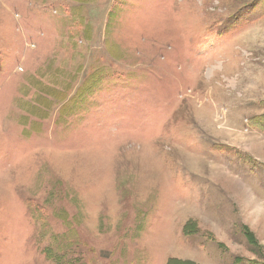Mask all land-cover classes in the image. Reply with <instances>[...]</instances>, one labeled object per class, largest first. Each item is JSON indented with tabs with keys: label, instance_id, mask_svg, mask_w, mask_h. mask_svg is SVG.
Segmentation results:
<instances>
[{
	"label": "rangeland",
	"instance_id": "obj_1",
	"mask_svg": "<svg viewBox=\"0 0 264 264\" xmlns=\"http://www.w3.org/2000/svg\"><path fill=\"white\" fill-rule=\"evenodd\" d=\"M264 264V0H0V264Z\"/></svg>",
	"mask_w": 264,
	"mask_h": 264
},
{
	"label": "trees",
	"instance_id": "obj_2",
	"mask_svg": "<svg viewBox=\"0 0 264 264\" xmlns=\"http://www.w3.org/2000/svg\"><path fill=\"white\" fill-rule=\"evenodd\" d=\"M165 264H170V260H169V258H168V260L166 261V263Z\"/></svg>",
	"mask_w": 264,
	"mask_h": 264
}]
</instances>
